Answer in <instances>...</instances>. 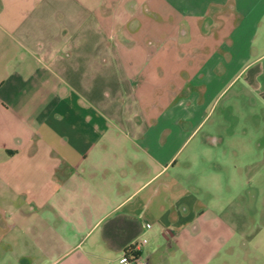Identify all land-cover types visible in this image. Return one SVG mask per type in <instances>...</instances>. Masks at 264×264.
I'll use <instances>...</instances> for the list:
<instances>
[{
  "label": "crops",
  "instance_id": "crops-1",
  "mask_svg": "<svg viewBox=\"0 0 264 264\" xmlns=\"http://www.w3.org/2000/svg\"><path fill=\"white\" fill-rule=\"evenodd\" d=\"M262 173L264 0H0V264H202Z\"/></svg>",
  "mask_w": 264,
  "mask_h": 264
},
{
  "label": "rangeland",
  "instance_id": "rangeland-1",
  "mask_svg": "<svg viewBox=\"0 0 264 264\" xmlns=\"http://www.w3.org/2000/svg\"><path fill=\"white\" fill-rule=\"evenodd\" d=\"M180 161L181 155L178 158V164ZM257 181L255 186L257 189L253 187L252 191L250 186H242L243 194L247 197V205L243 204L244 208L240 210L244 217L242 224L238 225L228 238L223 236L225 239L220 241L216 255L209 260L206 259L202 264H264V173L262 177L257 178ZM220 190L222 197L227 196L228 193L232 196L233 193L239 192V186L234 191L233 188L229 189L222 184ZM204 203L212 205L207 201ZM226 204V201H221L219 205H215L216 211H222V207ZM11 227L9 219L0 217V232L8 231ZM8 246L19 248L20 242L0 239V250ZM180 261V264H195L192 258L188 261L184 259Z\"/></svg>",
  "mask_w": 264,
  "mask_h": 264
},
{
  "label": "built area",
  "instance_id": "built-area-1",
  "mask_svg": "<svg viewBox=\"0 0 264 264\" xmlns=\"http://www.w3.org/2000/svg\"><path fill=\"white\" fill-rule=\"evenodd\" d=\"M144 226L149 228L151 226L150 222H144ZM146 242L145 238L141 239V243ZM134 248H137L138 245L134 244ZM120 264H148L147 260L144 257H141L136 254H131L130 256L124 255L120 261Z\"/></svg>",
  "mask_w": 264,
  "mask_h": 264
},
{
  "label": "trees",
  "instance_id": "trees-1",
  "mask_svg": "<svg viewBox=\"0 0 264 264\" xmlns=\"http://www.w3.org/2000/svg\"><path fill=\"white\" fill-rule=\"evenodd\" d=\"M130 249H132V247H130Z\"/></svg>",
  "mask_w": 264,
  "mask_h": 264
}]
</instances>
